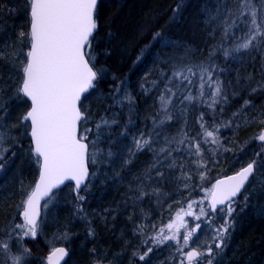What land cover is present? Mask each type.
<instances>
[{"label": "snow or ice", "instance_id": "6c2138e0", "mask_svg": "<svg viewBox=\"0 0 264 264\" xmlns=\"http://www.w3.org/2000/svg\"><path fill=\"white\" fill-rule=\"evenodd\" d=\"M23 3L27 30L22 24L13 35L4 19L15 14V6L0 2V68L8 69L7 76L0 71V175L16 160H27L38 166L39 178L27 190L21 181L23 199L17 210L22 219L15 222L13 217L0 236V264H61L69 255L68 247H54L49 241V254L35 257L25 243L43 234L49 214L61 203L62 186L74 196L72 219L84 223L87 237L97 235L93 216L107 227L115 214H123L131 224V239L121 233V251L110 256L92 248V264H123L125 253H130L128 264H154V250L163 246L168 258L161 264L238 260L239 249L232 257L226 255L238 220L249 210L253 218L264 219V99L260 105L254 99L264 97V0H213L211 5L206 0L201 5L206 40L197 50L171 39L164 29L152 31L151 42L133 61L134 66L140 64L153 44L159 45L152 70L137 82L138 93L127 77L108 92L99 87L111 75L99 61L101 52H110L97 51L100 0ZM185 6V0H176L169 24L179 19ZM112 35L107 33L109 40ZM172 49L184 55H167ZM257 55L260 79L249 73L243 85L237 80L234 87L221 78L228 62L247 56L255 63ZM241 92L251 98L226 113ZM137 94L152 100V111L143 121ZM93 99L103 105V112L92 106ZM193 113L196 119L190 123ZM173 122L179 123L174 134L169 131ZM253 124L261 126L255 136L244 142L235 139L240 128ZM221 129L231 130L233 136L222 138ZM251 140L257 148L247 150ZM21 141L30 146L25 149ZM144 153L150 159L132 173L130 166ZM227 153L242 154L236 158L237 167L231 175L210 180L212 167H219ZM96 180L102 185L127 181L122 206L89 210ZM165 181L177 192L186 189L188 196L180 200L165 193ZM197 188L203 196L189 199ZM169 196V220L158 226L143 205L155 202L163 207ZM70 231L67 226L57 229L53 239L69 243ZM244 264H252V257Z\"/></svg>", "mask_w": 264, "mask_h": 264}, {"label": "trees", "instance_id": "16d2710c", "mask_svg": "<svg viewBox=\"0 0 264 264\" xmlns=\"http://www.w3.org/2000/svg\"><path fill=\"white\" fill-rule=\"evenodd\" d=\"M0 2L6 4L8 7L15 6V14H8L4 19V27L14 35L15 31L24 24L26 31L23 0H0ZM175 2L176 0H100L98 14L101 20V28L97 36L99 40L97 51L107 49L110 52L108 56L103 55L101 52L99 61L103 63L111 74L99 86L104 92H108L110 86H115L118 81L124 80L127 77L131 90L134 93H138L137 82L144 72L152 70L151 61L159 45L153 44V47L145 54V59L140 64L134 66L133 61L139 54V49L151 42L152 31L156 29H164L168 37L182 43H187L194 50L200 49L205 45V25L202 23L203 13L201 5L206 0H185L186 6L179 19L169 24L168 17L171 15V9ZM207 3L211 5L213 0H207ZM142 27H145L143 33H141ZM108 32L113 34L110 40L107 36ZM167 55L179 58L184 53L178 49H172ZM197 58V56L193 57L194 60ZM259 59L257 55L256 62L253 63L245 56L242 61H230L226 65L221 61L222 65L228 69L221 74V78L226 83L231 81L234 87L237 86V80H240L241 85H243L244 78L249 73L255 79H260ZM0 71L5 76L8 75L6 67L0 68ZM113 76L116 77V80H113ZM246 97L247 94L241 92L240 97L232 99L231 109H226V113L237 108L242 103V99ZM254 99L255 103L260 105L264 97L258 96ZM91 104L93 107H98L100 112L104 111L103 105L96 99H93ZM137 104L140 121H143L144 117L152 111V100L137 94ZM195 119L196 114H190V123H194ZM178 127L179 123L173 122V127H170L169 131L174 134ZM260 128L259 124L242 127L236 132L235 139L241 142L248 141L260 131ZM232 136L233 132L231 130L221 129L222 138ZM21 142L24 144L25 149L30 146V142ZM225 143H227V139H225ZM256 148L257 142L251 140L247 150ZM241 156L242 154H237V157ZM237 157H234L232 153L225 154L224 162L219 167H212L209 173L210 180L214 181L216 178L233 173L234 168L237 167ZM149 159L150 154H140L130 166L132 173H138ZM130 174L129 172L123 173V175ZM38 175V166L34 163H29L27 160H16L14 166L6 175H0V236L6 231L13 217L16 218L15 222H20L22 219L17 210V205L23 199V194L19 190L21 181L23 182L24 189L27 190L35 184ZM126 188L127 181L124 183L109 181L107 184L102 185L99 180H96L86 207L89 210H102L116 205L122 206ZM164 192L171 193V195L177 196L180 200H184L188 196L186 189L181 188L177 192L175 186L168 181L164 182ZM201 196H203V193L197 188L189 199H199ZM60 200L61 203L57 207L56 212L49 214L48 223L43 228V234L38 236L35 241H25L28 247L32 249L35 257H46L50 251V241L54 247L63 245L69 248V257L66 264H92L93 257L90 251L92 248L107 251L111 256L113 252H119L122 249L121 233L131 239V224L127 221L126 215L115 213V220L111 221L107 227L99 219L98 215L93 216L92 219L97 235L94 239L87 237L84 223L80 220L72 219V201L74 200V196L70 193L67 186L62 188ZM162 203L163 207L156 205L155 202L143 205L145 211L150 213L151 222L158 226H163L169 220L170 210L167 208V205L172 203L171 197H167ZM175 206L173 204V208ZM53 216H55V219ZM147 222L145 221V223ZM64 226H67L71 230L70 235L72 239L69 243H61L53 239V234L57 232V229ZM234 249L240 250L236 253L239 259H233L231 264H244L248 257H252V264H264V219L253 218L250 210L242 214L238 220V227L228 249L230 257L233 256ZM154 251L157 252L158 250ZM32 264H39V261L33 260ZM123 264H128L126 257H123Z\"/></svg>", "mask_w": 264, "mask_h": 264}, {"label": "rangeland", "instance_id": "374dc122", "mask_svg": "<svg viewBox=\"0 0 264 264\" xmlns=\"http://www.w3.org/2000/svg\"><path fill=\"white\" fill-rule=\"evenodd\" d=\"M176 207V206H175ZM188 220H191V218H186ZM50 252V251H49ZM48 252V253H49ZM47 253V254H48ZM129 255L130 253H127L126 256V259L128 260L129 259ZM227 256L230 257V254L227 252L226 253ZM47 256V255H46ZM156 256H157V259L155 260L154 264H161L162 261H166L167 258H168V249L166 246H163L161 249H159L157 252H156ZM66 264V263H65Z\"/></svg>", "mask_w": 264, "mask_h": 264}, {"label": "water", "instance_id": "95a60500", "mask_svg": "<svg viewBox=\"0 0 264 264\" xmlns=\"http://www.w3.org/2000/svg\"><path fill=\"white\" fill-rule=\"evenodd\" d=\"M231 174H232V173H230V174H228V175H231ZM224 176H227V175H224ZM224 176H221V177H219V178H223ZM38 178H39V175H38ZM38 178H37V181H38ZM37 181H36V182H37ZM67 183H68V182H66V185H67ZM63 187H65V186H62V188H63ZM41 204L43 205V201H41ZM61 246H63V245H59V246H56V247H61ZM64 247H65V246H64ZM48 254H49V253H48ZM48 254H47V255H48ZM68 257H69V255H68L67 257H65V260L62 261L61 264H65V263L67 262V260H68Z\"/></svg>", "mask_w": 264, "mask_h": 264}]
</instances>
